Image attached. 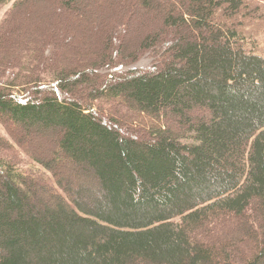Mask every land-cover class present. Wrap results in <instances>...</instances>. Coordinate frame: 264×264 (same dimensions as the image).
<instances>
[{
    "label": "trees",
    "instance_id": "1",
    "mask_svg": "<svg viewBox=\"0 0 264 264\" xmlns=\"http://www.w3.org/2000/svg\"><path fill=\"white\" fill-rule=\"evenodd\" d=\"M45 2L0 27V124L56 145L21 147L42 179L0 135V264H264V58L216 20L241 1L60 0L52 31L21 16Z\"/></svg>",
    "mask_w": 264,
    "mask_h": 264
},
{
    "label": "rangeland",
    "instance_id": "2",
    "mask_svg": "<svg viewBox=\"0 0 264 264\" xmlns=\"http://www.w3.org/2000/svg\"><path fill=\"white\" fill-rule=\"evenodd\" d=\"M13 1L14 0H11L6 4L0 2V27L8 20V16H10L9 12L11 11V3ZM240 1V7L235 13L228 14L224 10L219 11L216 16V20L220 21V23H223L227 28L233 29L235 31V33L237 34V38L239 39V42L245 52L256 54L264 58V0ZM45 3L46 8H44V5H37L39 8L36 5L35 7H30L29 5L28 10H25V12L21 16L25 14L29 16L32 14V12H34L35 14L31 16L35 17L38 15L37 18L44 17V19L46 20L44 21V23H49L50 25H52V31V29L54 30V26L56 28H59L61 26L60 24L62 23L68 24L79 20L80 14H82L80 10H65L63 5H61L60 0H47V2ZM224 5L227 6L226 3ZM135 15L136 14L134 13L131 15V17L136 19V24L139 23V21L141 22L142 20H144L143 17L139 18L138 15ZM98 26L97 28H99L100 30V27ZM98 32H96V36H98ZM60 37L61 36L59 35V38ZM172 40L173 37L171 35H166L163 37L162 43L168 44ZM95 43H97V39L95 40ZM49 47L51 46L47 45L44 49L45 54H47V51L51 52V48ZM157 57L158 55L152 53L151 51L144 52L138 62L133 64L132 67L147 68L151 66V63ZM45 58L46 59L42 60L43 62H41L40 65L43 68H48V66L52 62L51 60L53 59V56H50L48 53V56H46ZM6 129L8 128L0 124V135L11 145L12 148L16 150L19 158L22 161L21 167H23L27 171H30L31 174H38L37 176L41 177L42 179L43 176L46 178H50L51 174L41 170V168L36 165L37 163L33 159L28 157L25 153L23 154V149H21V147L25 146V148L29 149L30 151L31 149L33 151H36L38 158L44 160L48 157H52V154L55 153L54 151L56 145L54 143L43 144V138L45 137H40L34 134H31V137H29V135L24 134L20 128L12 127L13 134L18 137H21L20 143L18 144V146H20L19 148L17 146V143L12 139V137L8 135ZM0 151L3 154H6L2 148H0ZM48 184L51 185V183Z\"/></svg>",
    "mask_w": 264,
    "mask_h": 264
}]
</instances>
